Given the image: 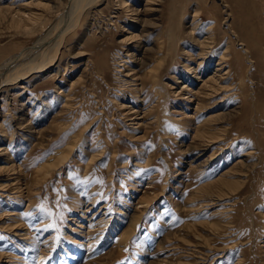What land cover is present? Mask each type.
<instances>
[{"label":"rangeland","instance_id":"1","mask_svg":"<svg viewBox=\"0 0 264 264\" xmlns=\"http://www.w3.org/2000/svg\"><path fill=\"white\" fill-rule=\"evenodd\" d=\"M67 2L0 0V65ZM68 30L0 87V264H264V0H98Z\"/></svg>","mask_w":264,"mask_h":264},{"label":"bare ground","instance_id":"2","mask_svg":"<svg viewBox=\"0 0 264 264\" xmlns=\"http://www.w3.org/2000/svg\"><path fill=\"white\" fill-rule=\"evenodd\" d=\"M96 1L98 0H68V2L66 3L67 5H65L66 6V9L64 11L65 14L56 17L54 20L51 21V23L45 25L44 29H42V31L37 34V37L34 39L31 45L28 44L29 46L26 47V49L24 48L23 51L21 50L22 52L20 53L18 52V54H15V55L13 54L11 55V57L6 58L5 61L0 65V87H2L5 84L19 82V80H21L27 74H30L34 71L44 72L50 66L54 65L55 61L58 58L60 59L59 52L61 51V47H63V44H64L63 40L65 38L67 30L73 24V19H74L76 11H78L79 9L83 10L84 8L87 9L90 4H93ZM146 3H148V1ZM4 12H7V9ZM9 14H10V11H9ZM37 14H34V17L29 15L31 21H33L32 19H35V15ZM13 15L11 19L12 23L20 24L24 22V25L25 23L27 25H30L29 24L30 19L25 17L23 13H19V15L17 16H13ZM38 16H40V13L38 14ZM32 24L34 23L32 22ZM35 26H37L36 23H35ZM31 30H34V29L31 27ZM212 79H216V77H212L210 80ZM206 81H209V79ZM71 150H72L71 147H67V148L65 147L63 152L62 150H58L57 152H55V154H57V157L54 156L56 160L54 159L55 161L52 162L51 164L52 166L50 167L49 172L55 166H57L58 164L66 160L69 155L68 152H70ZM1 168L3 169V166ZM143 205H148V202H144Z\"/></svg>","mask_w":264,"mask_h":264},{"label":"snow or ice","instance_id":"3","mask_svg":"<svg viewBox=\"0 0 264 264\" xmlns=\"http://www.w3.org/2000/svg\"><path fill=\"white\" fill-rule=\"evenodd\" d=\"M55 225H53V227H54Z\"/></svg>","mask_w":264,"mask_h":264}]
</instances>
